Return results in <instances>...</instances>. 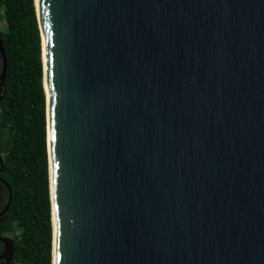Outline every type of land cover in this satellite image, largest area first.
<instances>
[{"label": "water", "instance_id": "1", "mask_svg": "<svg viewBox=\"0 0 264 264\" xmlns=\"http://www.w3.org/2000/svg\"><path fill=\"white\" fill-rule=\"evenodd\" d=\"M36 9L53 264H264V0Z\"/></svg>", "mask_w": 264, "mask_h": 264}, {"label": "trees", "instance_id": "2", "mask_svg": "<svg viewBox=\"0 0 264 264\" xmlns=\"http://www.w3.org/2000/svg\"><path fill=\"white\" fill-rule=\"evenodd\" d=\"M0 37L7 57L6 92L0 103L1 177L12 188L0 235L14 240L12 264H53L47 98L35 0H2ZM2 68L0 58V73ZM3 197L5 206V184Z\"/></svg>", "mask_w": 264, "mask_h": 264}, {"label": "flooded vegetation", "instance_id": "3", "mask_svg": "<svg viewBox=\"0 0 264 264\" xmlns=\"http://www.w3.org/2000/svg\"><path fill=\"white\" fill-rule=\"evenodd\" d=\"M2 0L0 1V5H1ZM2 157H3V151L0 150V210H2L4 208L3 206V202H4V183H3V179L1 177V172H2ZM2 218V215H1ZM1 218H0V224H1ZM4 245V243L2 241H0V246ZM0 264H4L3 261H0Z\"/></svg>", "mask_w": 264, "mask_h": 264}, {"label": "bare ground", "instance_id": "4", "mask_svg": "<svg viewBox=\"0 0 264 264\" xmlns=\"http://www.w3.org/2000/svg\"><path fill=\"white\" fill-rule=\"evenodd\" d=\"M37 8L39 7V0H36Z\"/></svg>", "mask_w": 264, "mask_h": 264}, {"label": "rangeland", "instance_id": "5", "mask_svg": "<svg viewBox=\"0 0 264 264\" xmlns=\"http://www.w3.org/2000/svg\"><path fill=\"white\" fill-rule=\"evenodd\" d=\"M6 236H10V235L7 234Z\"/></svg>", "mask_w": 264, "mask_h": 264}]
</instances>
